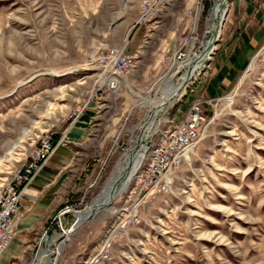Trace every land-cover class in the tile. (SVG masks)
Wrapping results in <instances>:
<instances>
[{"label":"rangeland","instance_id":"rangeland-1","mask_svg":"<svg viewBox=\"0 0 264 264\" xmlns=\"http://www.w3.org/2000/svg\"><path fill=\"white\" fill-rule=\"evenodd\" d=\"M198 1L160 0L142 19L144 0H0V185L47 131L75 155L61 202L34 246L11 264H31L47 230L40 264H83L108 239L112 257L104 264H264V0H227L215 54L187 93L153 117L151 104L124 82L108 87L99 64L104 49L125 46L136 62L120 76L143 97H160L176 70L168 72L162 59L194 29L202 38L216 22L215 0L203 1L199 19ZM195 97L213 101L204 108L209 123L171 189L144 203L129 200L132 179L114 211L80 224L57 255L48 241L76 215L66 213L60 225L55 216L67 205L90 206L139 137L146 131L145 144L167 120L183 118ZM88 100L92 116L72 124L74 108ZM79 126L84 131L72 138ZM135 202L137 217L129 222L125 210Z\"/></svg>","mask_w":264,"mask_h":264},{"label":"built area","instance_id":"built-area-1","mask_svg":"<svg viewBox=\"0 0 264 264\" xmlns=\"http://www.w3.org/2000/svg\"><path fill=\"white\" fill-rule=\"evenodd\" d=\"M159 1L160 0H144L142 6V19H145V17L152 13ZM203 1L204 0L198 1V19L203 12ZM217 1L218 0H215V5ZM214 7L210 14L212 23H214V20H217V18L214 17ZM208 28L207 26L202 38H200L199 34L194 29V31L183 39L179 47L171 55H166L162 59L165 66H170L168 72L176 68V73L180 74L178 78H176V74L173 81L178 83L179 77L187 70L183 65L185 59L188 57L195 58L196 55L201 53L204 40L210 36H208ZM219 39L216 40V45ZM216 49L212 55L215 54ZM262 50L255 56H259ZM210 59H207L200 69L188 79L184 85V91L177 99L182 98L183 94L187 93L186 90L192 86L191 84H193L199 76H201L203 67L206 66V63L209 62ZM135 62V56L129 55L126 52L125 46L104 49L99 55V64L107 79V86L114 89L117 88L118 82L115 80V76H120L128 72L135 66ZM190 91H192V89ZM212 102V100H207L202 97H195L183 118L178 121L167 120L168 124L166 127L164 129H159L156 135L147 142L148 149L146 156L137 174L133 178V186L127 195L129 200L134 198L140 200L141 197H144L145 199L142 200L144 203L151 197L166 193L171 189L175 181L176 171L185 161H189L191 154L194 153L196 144L206 131L209 119L205 114L204 108L206 103ZM89 106L90 101L88 100L80 103L74 108L71 115L72 124L78 121ZM55 138L56 136L53 131L43 133L38 140L37 148L31 158L21 165L10 181L0 185V257L14 239L16 221L20 215L22 197L25 194L26 188L53 151L59 146V143L64 139L62 137L61 141L56 144ZM139 205L140 202H135L134 204L131 203V205L126 208L125 211L130 214L129 222L133 221L134 217H137L135 213ZM70 206L67 205L55 216H58L59 220L54 223L58 225L61 224V217L73 210ZM66 210H68V212L64 213ZM47 233L48 230L43 234V237H49ZM108 244L110 245L109 239L104 240L100 249L91 255L90 261L87 260L83 264H104L112 257Z\"/></svg>","mask_w":264,"mask_h":264},{"label":"bare ground","instance_id":"bare-ground-1","mask_svg":"<svg viewBox=\"0 0 264 264\" xmlns=\"http://www.w3.org/2000/svg\"><path fill=\"white\" fill-rule=\"evenodd\" d=\"M227 11H228L227 0H224V1L218 0L215 7H214V17H216L217 20L214 23V25L211 26L210 29H208L209 34H211L210 39L207 38L208 40H204V42L202 44L203 45L202 51L199 55H196L195 58L194 57H188L185 59V62L183 63V65L186 67L187 70L181 75L178 83L173 81V78L176 75V71L173 72L171 75H169L165 80H163L165 83H164L163 87L161 88V92H160L161 96L160 97L154 98V99L143 97L139 93L134 92L131 88V84L128 81V79L125 77L122 78V76H115V80L118 82L117 86H119L121 84V81L124 82L126 87L134 95L138 96L139 98H141L143 100V103L151 104V106H150L151 107L150 109L152 112L151 116L153 117L159 110H162L164 107L171 104L184 91V85L188 81V79L191 76H193L198 69H200V67L205 63V61L207 59L211 58V55L216 48L215 42L221 36L222 28H223L224 21H225L226 15H227ZM104 82L106 83L107 79L104 80ZM152 124H154L153 119L151 120L150 123H148L145 126L150 127ZM145 132H144V134H142L143 136L139 137L138 146L132 147V149L129 152L127 151L122 156V158L120 159L115 171L113 172L111 177L108 179L103 190L93 200L91 205L87 206L84 210H81V211L71 210L72 212L75 213L76 218L79 217V223L80 224H82L84 221L88 220L89 218L94 217L96 214H98L101 211H106V210H109L111 212L114 211V208L111 206V204L113 203L115 198L119 194L124 192V190L131 183L132 179L137 174L143 159L146 156L148 144L147 143L142 144V140L144 139ZM57 148L53 151V153L50 155V157L55 154ZM50 157L47 159V161L50 159ZM44 164L42 165V167L44 166ZM42 167L40 168V170L42 169ZM40 170L38 171V173L40 172ZM38 173L36 174V176L38 175ZM35 177H34V179H35ZM65 212H68V210L64 211V213ZM61 222H62V217H61ZM77 227L71 226L69 229H66L65 231H63V233L60 236H54L53 238H51L48 241V243L50 242V243L55 244V246H56L55 247V253L57 255L61 254V251L64 247V244L68 240H70L72 233L74 232V230ZM47 240H48L47 236H44L41 238V240L39 242L41 246H40L39 252H37V256H36L37 258L31 264H40V262H37V261L38 260L40 261V259L45 256L46 252L42 248V245ZM48 252H50V251L48 250ZM44 264H50V262L48 261Z\"/></svg>","mask_w":264,"mask_h":264},{"label":"crops","instance_id":"crops-1","mask_svg":"<svg viewBox=\"0 0 264 264\" xmlns=\"http://www.w3.org/2000/svg\"><path fill=\"white\" fill-rule=\"evenodd\" d=\"M228 83V82H227ZM89 106L85 115L91 117ZM82 126V123H80ZM83 128L76 127L70 132L78 137ZM75 155L71 146H58L55 154L44 164L35 179L29 184L22 197V212L17 221V234L10 246L2 254L0 264H11L13 259L22 260L33 240L41 234L48 218L61 202L65 189V178L73 166Z\"/></svg>","mask_w":264,"mask_h":264},{"label":"water","instance_id":"water-1","mask_svg":"<svg viewBox=\"0 0 264 264\" xmlns=\"http://www.w3.org/2000/svg\"><path fill=\"white\" fill-rule=\"evenodd\" d=\"M58 220H59V217L57 216V217H55L54 222H57ZM79 224H80L79 223V217H77L74 224H73V227H77Z\"/></svg>","mask_w":264,"mask_h":264}]
</instances>
